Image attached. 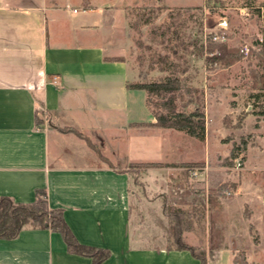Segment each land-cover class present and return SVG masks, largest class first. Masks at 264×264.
Instances as JSON below:
<instances>
[{
  "label": "crops",
  "instance_id": "crops-1",
  "mask_svg": "<svg viewBox=\"0 0 264 264\" xmlns=\"http://www.w3.org/2000/svg\"><path fill=\"white\" fill-rule=\"evenodd\" d=\"M129 10L112 0H0V196L31 202L45 188L79 242L110 250L102 264H202L169 247L162 199L132 188L131 162L197 159L166 158L162 131H182L143 125L155 116L146 91L134 103L143 89L128 86L137 77L125 57ZM118 30L127 44L115 43ZM206 253V264L222 255ZM0 264L93 259L70 251L58 231L24 226L0 237Z\"/></svg>",
  "mask_w": 264,
  "mask_h": 264
},
{
  "label": "rangeland",
  "instance_id": "rangeland-1",
  "mask_svg": "<svg viewBox=\"0 0 264 264\" xmlns=\"http://www.w3.org/2000/svg\"><path fill=\"white\" fill-rule=\"evenodd\" d=\"M112 1L131 5L125 57L136 80L178 74L204 89L208 118L204 140L162 131L166 158L197 160L131 162L132 188L162 199L169 244L178 227L184 242L222 253H214L213 264H230L234 249L264 264V0ZM129 39L116 31L117 45ZM221 54L228 62L213 59ZM137 91L134 103L146 90ZM234 146L238 157L231 156Z\"/></svg>",
  "mask_w": 264,
  "mask_h": 264
},
{
  "label": "trees",
  "instance_id": "trees-1",
  "mask_svg": "<svg viewBox=\"0 0 264 264\" xmlns=\"http://www.w3.org/2000/svg\"><path fill=\"white\" fill-rule=\"evenodd\" d=\"M211 48L210 45L208 49L210 50ZM213 59L220 63L228 62L223 54L216 55ZM128 86L147 91L146 101L155 116V121L146 122L143 125L171 127L201 140L205 139L207 117L204 89L186 85V79L174 72L166 74L159 80L130 81ZM253 95L257 96L258 94ZM43 114L45 115V112L41 109L36 111L38 124L44 122ZM237 148L235 146L232 148L231 156L238 157ZM145 163L160 164V162L151 161H146ZM180 212L176 211L175 213L177 215ZM24 226L34 228L48 227L60 232L70 251L91 256L93 264H102L103 260L110 255L109 249L78 241L65 220L63 209L49 206L45 188L36 189L35 199L31 202H19L7 195L0 196V237H16ZM174 236L175 245L168 243L169 247L188 249L202 261V264H206L207 253L205 250L198 249L195 245L184 242L182 231L178 230V227L175 229ZM234 264H253V262L248 259L245 252L237 251L234 256Z\"/></svg>",
  "mask_w": 264,
  "mask_h": 264
},
{
  "label": "built area",
  "instance_id": "built-area-1",
  "mask_svg": "<svg viewBox=\"0 0 264 264\" xmlns=\"http://www.w3.org/2000/svg\"><path fill=\"white\" fill-rule=\"evenodd\" d=\"M220 24L223 26V27H227L228 26V20L227 19H223ZM218 36H215V38H217ZM239 165L241 164L240 162L238 163Z\"/></svg>",
  "mask_w": 264,
  "mask_h": 264
}]
</instances>
